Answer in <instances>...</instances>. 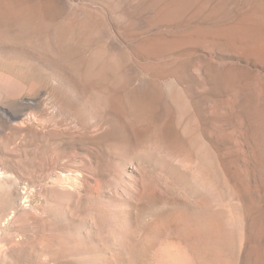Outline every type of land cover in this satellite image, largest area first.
<instances>
[{"label": "rangeland", "instance_id": "rangeland-1", "mask_svg": "<svg viewBox=\"0 0 264 264\" xmlns=\"http://www.w3.org/2000/svg\"><path fill=\"white\" fill-rule=\"evenodd\" d=\"M0 75V264H264V0H0Z\"/></svg>", "mask_w": 264, "mask_h": 264}, {"label": "bare ground", "instance_id": "bare-ground-1", "mask_svg": "<svg viewBox=\"0 0 264 264\" xmlns=\"http://www.w3.org/2000/svg\"><path fill=\"white\" fill-rule=\"evenodd\" d=\"M2 78H3L2 75H0V102L4 98V94H5L3 89L5 84H3ZM4 122H6V113L5 110L2 107H0V128L4 126ZM4 177H5V173L2 170H0V185L2 184L1 182L4 180Z\"/></svg>", "mask_w": 264, "mask_h": 264}]
</instances>
